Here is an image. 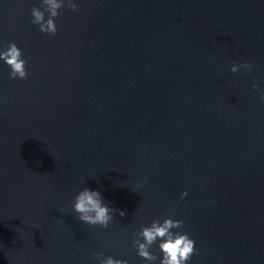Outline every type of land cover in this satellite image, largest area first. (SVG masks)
<instances>
[{
	"label": "water",
	"instance_id": "1",
	"mask_svg": "<svg viewBox=\"0 0 264 264\" xmlns=\"http://www.w3.org/2000/svg\"><path fill=\"white\" fill-rule=\"evenodd\" d=\"M39 3L0 0V48L29 71L0 61V264H145L140 217L166 215L196 240L189 264H264V0H81L55 35ZM84 186L127 215L80 221Z\"/></svg>",
	"mask_w": 264,
	"mask_h": 264
},
{
	"label": "clouds",
	"instance_id": "2",
	"mask_svg": "<svg viewBox=\"0 0 264 264\" xmlns=\"http://www.w3.org/2000/svg\"><path fill=\"white\" fill-rule=\"evenodd\" d=\"M81 0H40L39 6L33 5L31 15L32 23L37 25L41 32L55 35L59 31L57 19L61 16V10L65 7L73 12H79ZM0 61L10 68L12 79H28V60L24 56L23 49L13 40L6 47L0 48ZM257 65L245 60L243 63H233L232 72H239L241 68L252 71ZM253 88L264 97V88L260 84H254ZM144 181L137 182L134 189L140 192ZM189 195L185 189L181 199ZM73 212L78 219L85 224L99 225L107 229L114 221L116 214L126 216L124 209L112 206L99 189L87 186L82 187L75 195L72 204ZM183 219L166 215L163 218H155L150 223H144L140 217L139 228L135 231L132 245L137 250V255L143 258L145 264H189L196 254V240L185 228ZM153 246H158L159 253L153 251ZM96 264H132L127 258H117L103 252L94 253Z\"/></svg>",
	"mask_w": 264,
	"mask_h": 264
}]
</instances>
